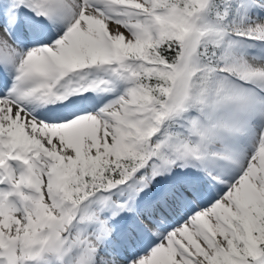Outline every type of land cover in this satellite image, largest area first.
Masks as SVG:
<instances>
[{
    "label": "snow or ice",
    "instance_id": "1",
    "mask_svg": "<svg viewBox=\"0 0 264 264\" xmlns=\"http://www.w3.org/2000/svg\"><path fill=\"white\" fill-rule=\"evenodd\" d=\"M0 264H264V0H0Z\"/></svg>",
    "mask_w": 264,
    "mask_h": 264
}]
</instances>
